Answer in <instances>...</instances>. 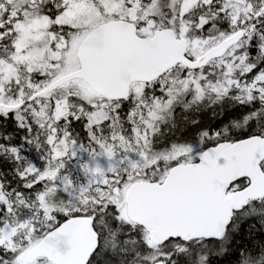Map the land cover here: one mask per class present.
<instances>
[{"label":"snow or ice","instance_id":"6c2138e0","mask_svg":"<svg viewBox=\"0 0 264 264\" xmlns=\"http://www.w3.org/2000/svg\"><path fill=\"white\" fill-rule=\"evenodd\" d=\"M0 264H264V0H0Z\"/></svg>","mask_w":264,"mask_h":264}]
</instances>
